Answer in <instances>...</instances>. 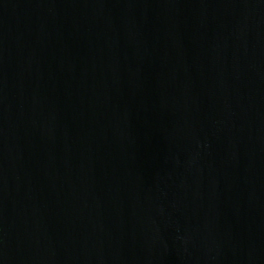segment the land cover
<instances>
[{
  "label": "water",
  "instance_id": "1",
  "mask_svg": "<svg viewBox=\"0 0 264 264\" xmlns=\"http://www.w3.org/2000/svg\"><path fill=\"white\" fill-rule=\"evenodd\" d=\"M0 264H264V0H0Z\"/></svg>",
  "mask_w": 264,
  "mask_h": 264
}]
</instances>
